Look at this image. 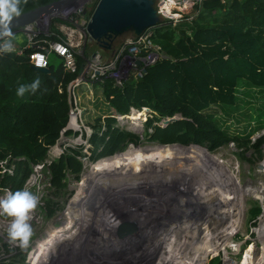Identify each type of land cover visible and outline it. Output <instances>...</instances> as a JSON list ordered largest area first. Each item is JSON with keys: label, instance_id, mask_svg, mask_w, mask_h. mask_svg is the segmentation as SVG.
<instances>
[{"label": "trees", "instance_id": "16d2710c", "mask_svg": "<svg viewBox=\"0 0 264 264\" xmlns=\"http://www.w3.org/2000/svg\"><path fill=\"white\" fill-rule=\"evenodd\" d=\"M55 20H51L47 35L39 33L36 37L63 38ZM148 28L161 55L145 65L141 75L129 72L119 84L109 77L95 81L107 108L127 113L129 106L148 107L151 114L143 127L149 141L169 145L175 142L205 152L232 142L238 154L251 149L260 157L264 133L254 140L249 134L264 122V111L259 109L262 106L256 111V118H261L249 128L230 130L222 125L220 114H233L237 109L239 87H264V0H195L192 13L174 22L160 19ZM111 45L112 41L108 48L99 47L93 40H85L80 52L73 51L75 71L65 69L61 56L54 51L47 54V71L31 66L25 55L31 47H24L22 53L0 54V163L11 169L0 171V185L10 184L17 190L31 167L41 164L48 175L47 187L55 193L65 187L68 172L81 171L83 156L97 160L94 166L98 167L125 149L129 153V143H138L135 132L118 125L116 118L107 113L88 121L91 130L85 144L66 145L53 157L47 154L67 120V83L75 77L88 52L106 51ZM53 57L58 59L56 64ZM37 76L41 84L36 93L16 94L19 84H30ZM212 105L218 110H211ZM170 116L176 117L165 124L160 122ZM138 160L135 155L114 163L129 175L146 176ZM108 162L93 173L95 178L102 177ZM48 201L45 199L47 207ZM55 209L50 208L47 214ZM259 210L254 205L249 213L254 216ZM202 240L199 235L197 244ZM204 246L200 243V248ZM218 260L210 257L207 264Z\"/></svg>", "mask_w": 264, "mask_h": 264}, {"label": "rangeland", "instance_id": "374dc122", "mask_svg": "<svg viewBox=\"0 0 264 264\" xmlns=\"http://www.w3.org/2000/svg\"><path fill=\"white\" fill-rule=\"evenodd\" d=\"M156 2L157 0H154V5ZM183 2L180 1L179 5L181 6ZM184 5L181 7L183 13H192L193 3L186 1ZM176 10L178 8H173L171 11ZM183 13L181 15H184ZM68 17L69 14L47 16L45 19V30L48 31L52 19H57L54 21L57 27L61 24L70 25L67 21ZM40 29L44 31V29ZM23 31L25 30L20 27H17V30L13 31L16 45H22L25 42L26 38ZM63 33L66 41L74 42L72 48L78 52L79 45H83V33L81 32L79 38L76 32L71 33L68 30H63ZM130 34L132 32L127 31V36ZM124 37L126 36L114 37L111 48L106 51L93 49L90 53L96 50L101 54V59L106 60L112 57L114 50ZM85 40H88V38L85 37L84 42ZM77 42L78 44L76 45ZM52 59L56 64L58 59L56 57ZM76 87H78L77 91L79 94V104L82 107L81 115L83 121L88 123L96 115L110 113V109L101 100L99 88L95 85V81H92V83L87 82V85L79 82ZM239 88L237 109L233 114H224L223 116L220 114L222 125H226L230 130L241 129L243 126L247 128L252 127L260 117L256 118L258 107L262 106L259 109L260 111H264V87ZM210 107L211 110H218L216 106L212 105ZM135 115L138 116L139 112H135L133 116ZM128 116L129 118L117 120V124L130 130H132L130 128L132 127L134 129L132 131L138 135V143H129L127 145L130 146L129 153L125 149L123 153L111 156L109 160H106L109 162L102 177L95 178L93 173L101 169L106 161L95 167L96 163L94 162L97 160L90 161L89 158L83 156L81 158V171L78 174L68 172L65 187L54 193L52 192L54 191L52 188L47 187L48 175L42 170L41 164L31 167L27 176L19 183L18 189L29 187L41 196L40 203L33 212L32 220L30 221L34 229V235L31 238L29 246L26 249H21L18 243H14L8 238L7 227L10 223V218L0 213V264H164L163 261L159 260V257H162L164 254H166L168 264H177V261L171 256V254L176 255V246L179 248V264H207L209 258L215 256L219 258L216 264H264V259L260 260L264 252V239L261 237V232L264 230V201H260L259 199V196L263 195L264 197V142L261 144L262 154L260 157H256V153L251 151V149L245 150L242 155L238 154V149L232 142L221 145L214 150H209L212 152H205L192 149L190 146L183 147L185 145H169V143L149 141L144 135L143 122L145 118L144 120L138 118L139 120L137 119L135 122H132L130 119L131 114L129 113ZM64 128L65 126L60 129L58 142H54L48 148V157L58 155L66 145L74 147L79 143L85 144L81 142L83 139L82 135H80L81 139L75 135L78 132L84 135V129L77 130L72 136L71 131L65 132L63 131ZM262 133H264V122L261 126L254 127L253 132L249 134L250 140H254ZM53 145L55 146L51 150ZM115 153L117 152L115 151ZM135 155L139 156L138 162L145 168L146 176L129 175L126 170L114 163V161L130 158ZM172 165L173 167H171ZM0 166L1 173L4 171L11 172V169L6 167L4 163H0ZM192 175L197 178L210 180L216 188L213 190L217 193H223L224 197L228 194L227 198L231 199L234 196L243 200L241 211L237 215L236 211L233 214L224 212L223 210L230 209L227 207L229 204L221 202L218 205L213 201L212 205L198 204L199 210L194 209L195 211L193 210L188 213L189 215L181 217L180 220L179 218H175L174 212L173 214L171 213L172 216L169 214L170 212L164 213L166 215L162 214V217L160 216L159 219L152 217L148 220V228L146 226L145 230L140 229L137 235L138 238H122V241L120 240L119 243L114 242L115 239L122 237L121 234L125 229L131 227L132 221H127L125 226L128 227L118 225L114 229L92 230L91 232L95 231L94 235L96 236L92 237L90 241H85L81 247L77 248L72 245V249L69 250L61 252L54 250V253L48 252L50 258L46 262L43 259V255L39 254V251L34 250L35 242L48 234L51 228H65L83 210H87L91 200L95 199L102 191L110 197V194L129 191L136 187L142 189L147 182H153L156 187L159 183L163 185L165 183L173 184L176 187L175 194L172 193V195H175V197L169 198L171 201L168 206H176L180 199L178 195H186L188 193L190 186L185 181L190 179ZM116 176H123V178L118 180ZM114 189L116 190L114 191ZM180 189L182 191L178 193L177 191ZM8 191H15V187L13 190L10 188V184L0 185V197H3ZM235 191L237 192L234 194ZM176 194L178 195L176 196ZM120 195L121 193L118 196ZM47 198L50 199L48 207L45 206V199ZM144 203V207H142V204H133L131 206L135 209L134 211L141 209L142 212L138 213V215L145 218L153 212L152 208L155 205H152V207L147 201H144ZM254 205H258L260 210L256 215L251 216L249 209ZM52 207L56 209L52 214L48 215L47 211ZM231 207L232 209L234 208L232 205ZM130 208H127V210L131 211L132 209L130 210ZM69 213H71L70 216H68ZM206 215L208 218L221 215L223 219L225 218V222L228 217H232V224L229 226L230 231L227 232L225 230L226 224L221 223L219 219H216L217 217L213 218L217 222L216 224L212 220L211 228L208 227L209 225H205L206 228L201 230L200 227L203 226L200 225L205 223ZM189 216L191 217L189 218ZM155 219L157 220L154 222ZM191 223H193V226L190 225ZM180 224H183V226H180ZM188 225L193 227L190 232L184 231V227ZM167 227L169 228L166 231ZM197 227L199 230L196 233L195 228ZM224 230L227 232L226 234H224ZM207 232L211 233L210 239L206 238ZM197 234H205L203 236L206 242L204 248L208 247L207 250L200 248V244H197ZM126 235L128 234L126 233ZM189 238L192 241H196H194V247L191 244H187L190 240ZM165 244L167 245L166 248L163 247ZM181 244L183 245L181 246ZM168 246L169 249L171 248L169 256H167L168 251H166ZM47 251L49 250L47 249ZM245 254L246 256H244ZM182 256H184V259Z\"/></svg>", "mask_w": 264, "mask_h": 264}, {"label": "bare ground", "instance_id": "6f19581e", "mask_svg": "<svg viewBox=\"0 0 264 264\" xmlns=\"http://www.w3.org/2000/svg\"><path fill=\"white\" fill-rule=\"evenodd\" d=\"M173 1L174 0H162V2H161L162 6L161 7H164L165 9H169V6L173 4ZM135 112H139V111L134 110V111L130 112V114H131L130 119L132 120V122H135L138 118H140L141 112H139L138 116H136V115L133 116V114ZM128 118H129V116H128ZM130 128L132 130H134L132 127H130ZM172 144H178V143H172ZM179 145H181V144H179ZM112 156H114V155H112ZM171 167H173V165ZM116 178L118 180H120L121 178H123V176H116ZM185 183H187L190 186V189L188 190V193H186V195L176 194V196L178 195V197H180L176 206L175 205L168 206L170 201H171V199H169V198L175 197V195H172V193L175 194L174 191H175L176 186H174L173 184L165 183L163 185L162 183H159L156 187L153 184V182H147V183H145V185L142 189H139V187H136V188H133L132 190H129V191L120 192L121 193L120 196H118L120 194L119 192L110 194V197L108 195H106L105 192L102 191L99 193V195H97L95 197V199L91 200V203L88 205L87 210H83L80 213V215L76 216L74 220L69 222L65 228H62V227L57 228V229L51 228L49 230L48 234L45 233L46 234L45 236L41 237L37 242H35L34 250L39 251L40 252L39 254L43 255V259L46 262L50 258L48 255V252H53L54 250H56V251L59 250L57 252L69 250V249H72V247H71L72 245L74 247L78 248V247H81L82 244L85 243V241H90L92 237L96 236V235H94L95 231L91 232L94 229H99V230L111 229V228L114 229L115 226H118V225L125 226L127 221L128 222L132 221L130 228L128 226H125L128 228L125 229V231L121 234L122 237L114 240L115 243H119L122 238L123 239H131V238L137 237L140 229L145 230L146 226L148 228V220L150 218H152V217L156 218L157 217V219H159V217L162 214L167 213V212H170L169 214L171 216L174 212V214L176 216L175 218L176 219L179 218V220H180L181 217H183L185 215L186 216L189 215L188 213L192 212L194 209L199 210L200 208L198 207V204L199 205H202V204L212 205L211 203L213 201H215L218 205L221 202L229 204V206H227V207H229L230 209H225L223 211L224 212H230V214L231 213L233 214L236 211V215H237L238 212L241 211V209H242L243 200H241L240 198L234 197V196L233 197L230 196V197H232L230 199V198H227L228 194L226 197H224L222 195L223 193L215 192L213 190V189H216L215 186L211 183L210 180H208L206 178L205 179L200 178V177L197 178L196 176L192 175L190 177V179H187L185 181ZM115 190L116 189H114V191ZM181 191H182V189L178 190L177 192L180 193ZM236 192L237 191H235L234 194ZM234 194H232V195H234ZM99 199H101V200H99ZM213 199H216V200H213ZM259 199H260V201H264L263 195L259 196ZM144 201H147V203H150L151 206L155 205L154 207L152 206L153 212L150 215H147L145 218L138 215V213L142 212L140 208H139L140 210L134 211L135 209H133V207L131 206L133 204H140V205L142 204V207H144L145 206ZM231 205L234 207L233 209H232ZM130 207H132V208H130ZM127 208H130V210L131 209L132 210L128 211ZM221 208H222V206H221ZM70 214L71 213H69L68 216H70ZM164 215H166V214H164ZM221 215H217L213 218L217 217L216 219H219V221L221 223L226 224L225 230L228 232V231H230L229 226H230V224H232V220H231L232 217H228L227 221L225 222V218L223 219V217H221ZM190 217L191 216H189V218ZM213 218H208V216L206 215L205 223L200 225V226H203V227H200V229L201 230L205 229L206 228L205 225H209L208 227H210L212 225L211 221L213 220ZM157 219H155L154 222ZM183 221H184V219H183ZM233 222H234V218H233ZM193 223H191L190 225L193 226ZM213 223L216 224L217 222L213 220ZM196 224H197V222H196ZM198 224H200V223L198 222ZM150 225H152V224H150ZM190 225L184 227V231L190 232L193 229V227ZM180 226H183V224L182 225L180 224ZM179 227H178V229H179ZM168 228L169 227H167L166 231L168 230ZM122 230H124V229H122ZM198 230H199L198 227L195 228L196 233L198 232ZM225 230H224V234L227 233ZM126 233L128 235H126ZM207 233H208V235L206 238L210 239L211 233H209V232H207ZM103 234H104V232H103ZM169 236H171V235H169ZM197 236H199V234H197ZM197 236L195 235V237H197ZM200 236H205V234L204 235L201 234ZM261 237L264 239V230H262V232H261ZM189 239L190 240H189V242H187V244L188 245L191 244L192 247H194L195 246L194 245L195 240L192 241L191 238H189ZM178 241H176V242H178ZM158 243H160V242H158ZM200 243H206V242L204 240H202V241H199V244ZM183 244H181V246ZM166 246L167 245L165 244L163 247L166 248ZM189 248L191 249V247H189ZM207 248L208 247H206L205 250H207ZM47 249L49 251H47ZM51 249H52V251H51ZM170 249L168 246L167 250H166V251H168L167 256H169V253H171ZM178 249L179 248H177V246H176V249H175L176 255L171 254V256H173V258L177 261V264H179V251H178ZM172 252H173V250H172ZM244 256H246V254ZM244 256H243V258H244ZM182 257L184 259V256H182ZM263 259H264V252H263L260 260L262 261ZM159 260L163 261L164 264H168V260L166 259V254L162 255V257L160 256ZM169 263H171V262H169Z\"/></svg>", "mask_w": 264, "mask_h": 264}, {"label": "built area", "instance_id": "2783aa9c", "mask_svg": "<svg viewBox=\"0 0 264 264\" xmlns=\"http://www.w3.org/2000/svg\"><path fill=\"white\" fill-rule=\"evenodd\" d=\"M180 1H184L181 6L179 5ZM186 1L193 3L195 0H174L173 4L169 6V9L161 7L162 0H157L155 3V8L161 19H170L172 22H174L179 19L180 16H182L181 13H183V9H181V7L185 6L184 4ZM173 8H178V10L171 11ZM53 14H69L67 21L72 26L61 24L59 27H57L56 25L58 30L63 35V30H68L71 33L76 32L78 38L80 37L81 32L83 33L84 39L87 37L85 24L88 19L86 15L84 14L77 0H67L51 13L20 26L21 29L25 30L23 32L26 39L22 45L16 47L15 52L22 53L24 47H31L30 50L25 52L28 61L31 65L44 67L47 66L48 52L54 51L56 54L61 56L62 65L65 67V69L69 71H75L77 66L73 53L75 50L72 48L74 44L73 41H66L64 37H59L58 39L36 37V35L39 33L43 35H47L49 33V29L48 31L45 30V19L47 16H52ZM40 28L44 29V31H42ZM84 39L82 44L84 43ZM77 44L78 42L76 45ZM78 48L79 51H81L82 45H79ZM160 55V47L157 43L151 40L149 28L144 29L137 35L132 33L124 37L114 50L112 57L106 60L101 59V54L96 50L92 51L91 53L89 52L86 57L84 56V60L80 65L75 77L72 78L66 85V91L69 99V108L64 130L70 129L71 135L73 136L74 132H77V130L80 131L81 129H84V135L80 132L75 134L79 139H81L80 135H82L83 139L81 142L84 143L91 130L89 124L83 121V117L81 115L82 107L79 104V94L77 91L79 86L76 87L79 82H83L87 85V82L92 83V81H100L103 77H109L113 79L115 84H119L129 72H132L136 76L141 75L143 72L142 67L154 61ZM136 61H139V63H136ZM134 110L143 112L139 118L140 120H144L146 116H150L151 114L150 109L146 106H141L139 109L134 106H129L127 113L114 112L112 109H110L109 114L113 115L116 120H119L121 118H128V114Z\"/></svg>", "mask_w": 264, "mask_h": 264}, {"label": "water", "instance_id": "95a60500", "mask_svg": "<svg viewBox=\"0 0 264 264\" xmlns=\"http://www.w3.org/2000/svg\"><path fill=\"white\" fill-rule=\"evenodd\" d=\"M65 1L67 0H28L23 6V14L13 22V31L27 22L51 13ZM77 2L88 19L85 24L88 40H93L100 47H110L114 37L127 36V31L137 35L161 19L154 0H77ZM31 66L40 71L48 70L47 66ZM142 70H145V66ZM175 117H166L160 122L165 124Z\"/></svg>", "mask_w": 264, "mask_h": 264}, {"label": "clouds", "instance_id": "9594fccd", "mask_svg": "<svg viewBox=\"0 0 264 264\" xmlns=\"http://www.w3.org/2000/svg\"><path fill=\"white\" fill-rule=\"evenodd\" d=\"M28 0H0V54L14 53L16 51L13 22L24 11ZM41 80L37 76L30 84H19L16 89L18 96L26 92L36 93L40 88ZM41 196L29 187L15 191H8L0 197V213L10 218L7 235L10 241L18 243L21 249H26L34 235L30 221L32 214L38 207Z\"/></svg>", "mask_w": 264, "mask_h": 264}, {"label": "crops", "instance_id": "0c3cea01", "mask_svg": "<svg viewBox=\"0 0 264 264\" xmlns=\"http://www.w3.org/2000/svg\"><path fill=\"white\" fill-rule=\"evenodd\" d=\"M19 46V45H16V47Z\"/></svg>", "mask_w": 264, "mask_h": 264}]
</instances>
